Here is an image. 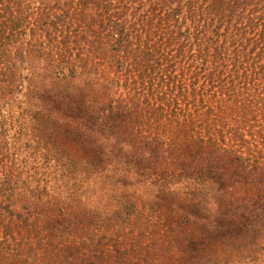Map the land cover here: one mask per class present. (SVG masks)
<instances>
[{
	"label": "trees",
	"instance_id": "obj_1",
	"mask_svg": "<svg viewBox=\"0 0 264 264\" xmlns=\"http://www.w3.org/2000/svg\"><path fill=\"white\" fill-rule=\"evenodd\" d=\"M73 1L30 34L1 0V93L10 48L35 45L0 127L69 195L17 166L31 205L3 218L0 264H264V0Z\"/></svg>",
	"mask_w": 264,
	"mask_h": 264
},
{
	"label": "rangeland",
	"instance_id": "obj_2",
	"mask_svg": "<svg viewBox=\"0 0 264 264\" xmlns=\"http://www.w3.org/2000/svg\"><path fill=\"white\" fill-rule=\"evenodd\" d=\"M5 1V5L10 7L9 1L14 6L13 12L14 15H20L18 10L15 8L19 5L18 8H21V11L24 13L25 22L20 23H9L5 28L8 30L23 29L28 33L33 32H41L47 34V32L52 31V21L55 13L62 14L63 12H68L70 0H2ZM79 0H74V7H77L80 10V6H76ZM4 4L1 3L0 0V29L3 28L2 24L6 22L8 17H4L5 13L2 11L4 8ZM76 4V5H75ZM11 8V7H10ZM73 12V10H70ZM10 17L12 15V10H8L7 13ZM18 17V16H17ZM16 17V19H17ZM66 24H69V19H66ZM67 27L74 26L65 25ZM35 41H31V38L25 39L16 46H12L9 50L7 60L10 68L13 69L15 78H9V82L7 83L6 90L3 93L0 92V126L3 120H7L9 123V117L13 115L14 117L18 116L19 110L17 107V102L23 100V95L26 91L27 83L25 81V77L28 72L25 69V65L18 60L19 56L24 57L25 52H27L32 46H34ZM8 78V77H7ZM6 78V80H7ZM21 89V91H19ZM3 106L5 107L3 109ZM13 117V118H14ZM18 128L12 129L8 124L3 128L0 127V225L3 224V218L5 217V224L11 222V215H7L8 211L14 215L15 223L19 222L20 219L17 218V215L14 212L21 213V220L25 217V208L29 207L31 203H27L20 196V189L15 185L17 171L16 167L21 166L25 168V173L22 175L21 180L31 188L36 194L38 192L42 193L47 200L51 199L52 202L60 201L64 202L69 195V192H66L63 184L55 177L54 173L51 176H47L45 173L44 166L35 162V160L40 159V157H36L34 154L30 153L25 149L24 145L26 136L22 134L20 137L18 135ZM21 137H23L22 140ZM19 138V139H18ZM20 148V151L18 149ZM76 148L75 150H77ZM15 152L18 155H15ZM79 154H82V150H77ZM15 160H19L18 164H15ZM41 161V159H40ZM42 162V161H41ZM42 167V168H39ZM36 169L41 170L39 175H36ZM49 172H51L49 170ZM47 182V185H45ZM40 183V185H39ZM18 185H23L21 182ZM25 185V186H26ZM59 186V187H58ZM27 187V186H26ZM45 187V188H44ZM13 195V197H12ZM98 202V201H96ZM99 204V203H97ZM104 206V204H102ZM6 214V215H5ZM18 220V221H17ZM6 229H1V238L0 240H4V233ZM8 234V233H7ZM101 234L99 235V238ZM106 236H109V231ZM103 249L109 256V250L112 247H109L108 240H102ZM99 254V250L96 249L94 255Z\"/></svg>",
	"mask_w": 264,
	"mask_h": 264
}]
</instances>
